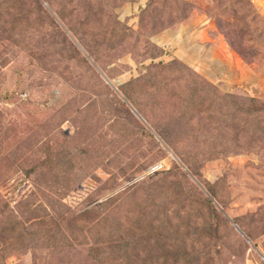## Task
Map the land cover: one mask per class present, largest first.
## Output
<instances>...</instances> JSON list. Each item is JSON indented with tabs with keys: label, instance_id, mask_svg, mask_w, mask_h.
I'll return each instance as SVG.
<instances>
[{
	"label": "rangeland",
	"instance_id": "rangeland-1",
	"mask_svg": "<svg viewBox=\"0 0 264 264\" xmlns=\"http://www.w3.org/2000/svg\"><path fill=\"white\" fill-rule=\"evenodd\" d=\"M60 1L0 0L2 201L28 200L53 222L171 173L140 188L152 194L128 224L124 247L113 249L116 258L90 259L86 244L72 250L35 239L5 264H264V36L240 44L246 59L233 49L220 25L251 24L233 16L238 0ZM251 2L264 18V0ZM215 58L226 63L220 73ZM233 70L250 73L243 82ZM198 77L227 94L221 126L202 132L189 113L191 131L173 134ZM126 89L138 91L145 120ZM178 149L223 156L199 163L192 177L171 155L181 159Z\"/></svg>",
	"mask_w": 264,
	"mask_h": 264
},
{
	"label": "trees",
	"instance_id": "trees-1",
	"mask_svg": "<svg viewBox=\"0 0 264 264\" xmlns=\"http://www.w3.org/2000/svg\"><path fill=\"white\" fill-rule=\"evenodd\" d=\"M42 1L45 3L46 1H53L55 6H61L62 4V1L60 0ZM56 1L57 3L59 2L58 5H56ZM154 1L156 0H153L151 4L154 3ZM117 3L118 1L113 4ZM232 11L234 13V17L241 16V13L244 14L245 20H249L251 24L256 21H260V24L258 23L259 25L254 26L247 22L243 26L231 25L227 21L220 25L224 35L227 37L233 49L246 59L247 57L243 52L244 47L241 48L240 44H247L250 39L257 34V32H260L262 37L264 36V18L258 13L251 0H238L235 5L232 6ZM208 13L213 15V17H215L219 22L226 19L222 11L216 12L209 10ZM59 14H61L62 18V11H59ZM190 14L191 12L189 11L188 14L178 15L176 17V22L188 19ZM164 28H167V26H163L161 29ZM70 44L77 51V47H75V45L71 42ZM159 66L161 67L162 65ZM154 68H157L156 65ZM195 83H197L196 88L187 92L188 103L182 105L184 110L180 111L181 114L179 117H175L173 119L172 126L170 127L173 134L174 132H177V135H183V132L187 129V127H189L188 129L191 131L192 122H195V124L199 127L198 129H201L202 132H206L205 126L210 127L214 124H218L219 128L221 126V117H223L221 101L227 94L220 92L215 85L199 79V77L198 81L196 80ZM133 84L134 81L130 82L126 85V87H130ZM200 84L202 86H199ZM203 90H206V95L203 94ZM123 94L129 103L131 102L135 105V108L141 114L132 105L131 106L145 120L143 117L145 115L142 111L143 108L141 107L142 109H140L136 106V103L140 105V95L138 91H129L126 89ZM174 113H171V118L174 116ZM189 113H192V122H185V116ZM159 135L163 134L159 133ZM187 135L191 134L187 133ZM182 150L183 151L179 150V153L178 151H175V153L181 158L180 160L182 164L187 166L186 170L192 177L197 175L196 170L199 163L203 161L207 162L223 156L221 151H216L215 153H209V155H207L206 153H186L184 149ZM51 160L52 158L46 157L40 162H42L43 165L46 161ZM176 169L179 170L181 168L176 166ZM13 172L14 171H10L9 173L4 174L5 179L3 180V183L10 180V176ZM161 173L170 175L171 172H160L157 175H160ZM180 174L181 176L187 178V173L182 172ZM157 175L152 174L150 177L142 180L141 182L114 193L113 196L107 198L105 201L90 209L84 210L77 216H67V219L62 217L59 221L53 222L34 214L37 213L39 207H30L27 202L28 200H21L15 207H11L10 203L2 201V194L0 192V204H3L0 205V264H5L6 260L11 255L20 251L22 248L27 247L29 242L35 239L37 241H51L54 245H57L58 242H61V244H65L67 242L68 245L72 246V250H75V247L86 244L88 245L87 257L90 259L101 258L109 261L110 259L116 258L112 257L113 249L124 247L127 241L124 233L128 224L140 212V207L142 205L141 202L145 198L146 194H152L151 186L150 191L140 193L139 190L142 187H146V185H148V181ZM205 191L207 192V195L215 201L213 198L216 197L215 193L211 190L208 192L207 189H205ZM204 201L212 211H217L210 199L206 198ZM7 207L9 210H7ZM214 226L215 221L211 224V227ZM42 228L45 230H42ZM79 238H82V241H80ZM88 241H90V243H87Z\"/></svg>",
	"mask_w": 264,
	"mask_h": 264
},
{
	"label": "crops",
	"instance_id": "crops-1",
	"mask_svg": "<svg viewBox=\"0 0 264 264\" xmlns=\"http://www.w3.org/2000/svg\"><path fill=\"white\" fill-rule=\"evenodd\" d=\"M214 54H215V51H214ZM213 67H214V69L216 70V72H218V73H220V71L222 72V70L220 69V66L222 65V63H223V65H224V67L226 66V63H225V61L224 60H222V59H220V58H215L214 60H213ZM222 65V66H223ZM221 66V67H222ZM220 70H218V69ZM249 71H246V73H238V72H236L235 70H233V76L237 79V80H239V81H243L244 82V80L246 79V76L247 75H249ZM209 77H211L212 79H214V80H218V81H220L221 79H223L224 77H223V74H220V76H218L216 73H208L207 74ZM248 82L249 81H247V83L246 84H248ZM252 83H254V82H252ZM252 83H250V84H252ZM249 85V84H248Z\"/></svg>",
	"mask_w": 264,
	"mask_h": 264
},
{
	"label": "water",
	"instance_id": "water-1",
	"mask_svg": "<svg viewBox=\"0 0 264 264\" xmlns=\"http://www.w3.org/2000/svg\"><path fill=\"white\" fill-rule=\"evenodd\" d=\"M106 80L109 81L107 78H106ZM109 83H110V82H109ZM132 109H133L134 113H135L138 117H140L141 119H143L142 116H141V115H140V114H139L134 108H132ZM143 120H144V119H143ZM171 155L173 156V158L177 159L180 163H182L181 160L178 159L173 153H171ZM199 185H201V184L199 183ZM201 186H202V185H201ZM235 226H236V228L238 229V231L241 232V234H242L243 236H245V234L241 231V229L238 227V225L235 224Z\"/></svg>",
	"mask_w": 264,
	"mask_h": 264
}]
</instances>
